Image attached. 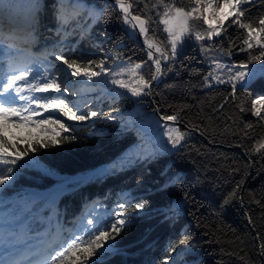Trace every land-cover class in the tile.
<instances>
[{
    "label": "trees",
    "instance_id": "16d2710c",
    "mask_svg": "<svg viewBox=\"0 0 264 264\" xmlns=\"http://www.w3.org/2000/svg\"><path fill=\"white\" fill-rule=\"evenodd\" d=\"M127 1L133 4V15L155 19V0ZM75 2L67 0L66 6L70 8ZM79 2L84 10L65 26L68 32L76 29L65 40L63 33L56 34L57 0H39L38 23L31 30L34 40H38L35 43L49 46L50 53H75L97 64L105 60V67L115 71L120 70L117 65L121 60L130 64L148 61L138 36L129 33V26L115 5L98 0ZM164 2L171 4L172 0ZM215 3L222 5L223 0ZM194 5L195 0H176L175 4L186 11ZM29 15L30 0H13L2 31L11 36L29 35ZM245 16H251L253 26H257L256 22L264 16V0H256ZM231 20L230 17L224 22L221 36L213 38L219 43L210 46L207 40L186 37L183 47L177 48L175 60L169 61L170 70L163 80L153 86L151 96L142 98L153 112L155 105L160 107V115L179 114L172 124L186 136L176 149L159 152L154 158L129 164L122 170L112 169L115 160L141 142L140 120L127 130L121 127L123 119L84 121L83 127L61 133L60 145L25 158L35 163L14 173L15 180L0 194V211L16 215L27 203L30 211L15 223L41 227L50 214L54 219L75 216L77 221L86 203L109 209L119 193L129 191L132 197L124 201L126 226L116 236V250L104 253L101 264H163L165 256H170V247L183 249L186 264H264L260 250L264 244V148H260L264 144V120L251 111L252 101L264 96V70L253 76L247 86L237 85L235 99L229 95V85L209 88L204 82V76L215 67L213 59L247 63L244 52L239 51L245 30L234 24L228 27ZM78 23L89 29L83 38L76 28ZM207 28L202 19L189 21L192 33ZM166 35L159 30L155 36L149 33L150 39L162 48L167 47ZM201 43L204 47L231 51V61L201 55ZM262 64L264 61H253L248 68H262ZM149 66L151 61L145 68ZM141 74H146L144 69ZM136 103L130 94H105L92 110L112 115L129 111L136 119ZM240 107L245 111L241 112ZM154 148L157 149L155 145ZM104 169L111 171L101 175ZM66 177L80 179L71 184L77 187L66 193L54 209L45 205L48 195L32 199L30 190L48 191ZM138 202L145 203L143 210L135 209ZM185 238L189 242L179 244Z\"/></svg>",
    "mask_w": 264,
    "mask_h": 264
},
{
    "label": "snow or ice",
    "instance_id": "6c2138e0",
    "mask_svg": "<svg viewBox=\"0 0 264 264\" xmlns=\"http://www.w3.org/2000/svg\"><path fill=\"white\" fill-rule=\"evenodd\" d=\"M57 2L58 27L56 34L59 36L63 33L66 40L75 33L76 29L68 32L65 30V26L71 20L77 19L85 6L79 0H76L70 8L66 6L67 0H57ZM255 2L256 0H223L221 5L216 4L215 0H195V5L186 11L184 7L175 6L176 0H172L171 4L165 3L164 0H155L153 3L155 19H153L152 17L142 18L140 14L133 15L132 3L115 0L122 13V20L129 26L127 29L129 33L134 36L142 35L144 38L146 55L148 61H151V66L147 68L145 65H148V61L130 64L121 60V64L117 65L120 70L115 71L110 67H105V60H101L97 64L95 61L86 60L83 56L77 57L75 53L66 54L62 51L59 54L45 52L41 56H34L14 45H7L6 67L0 70V194L6 191L10 183L15 180L14 173L16 171L35 163L34 160L25 159L29 157L30 153L60 145L62 139H58V137H61V133L74 130L71 125L65 122V119L72 122L98 119L117 121V117L110 112L103 113L92 110L93 100L87 98L69 100V93L77 97H84L86 92L92 90L90 85L102 83L105 88H108L110 95L114 93L115 96H128L130 94L131 97L142 102L143 97L152 95L153 82L158 81L166 71L170 70L168 62L175 60L177 48L178 46L183 47L186 37L189 40L194 38L195 41L200 42L207 40L210 42V46L219 43L213 38L221 36L224 22L230 17L232 20L228 27L234 24L245 30L243 47L239 51L244 52L247 63L241 61L239 64L230 62L221 65L218 59H213L212 63L215 68L204 76V82L205 86L209 88L213 82L229 85L231 88L229 95L235 99L237 84L239 83L241 87L247 86L246 78L251 81L255 75L254 71L252 76L249 75L248 63L264 61V16L259 18L255 27L251 16H245V12ZM201 3L204 4V12L211 13V15H203L200 12L199 5ZM12 7L13 0H0V33L3 30V21ZM145 7L147 8V5ZM40 10L39 0H30L27 28L32 41L35 37L32 36L31 30L38 23L37 13ZM193 19H202L208 28L204 32H190L189 21ZM217 20L219 26L216 24ZM160 25L163 27L160 28ZM76 28L81 32V38L89 30L88 27L79 23ZM157 30L167 34V47L162 48L150 39V31L155 36ZM224 30L226 31V29ZM10 38L13 37L10 36ZM200 47L204 49V44L201 43ZM49 55L61 62L59 68L49 61ZM227 56L231 61V51ZM116 59H120V57L117 56ZM142 69L146 74H141ZM222 72H226V74L222 75ZM126 73L130 77L129 82L122 78ZM73 78L76 79L73 80ZM225 102H227V98H225ZM223 106V104L220 105L221 108ZM86 108L87 111H85ZM240 111L244 112L245 109L240 107ZM251 111L254 116L264 120V96H259L252 101ZM154 112L159 113L160 107L157 106ZM44 113H49V115L45 116ZM178 115V113L162 114L159 119L149 123H154L158 129L161 121L175 122L178 120ZM37 117L40 118L37 119ZM131 126V121L121 123L123 130H127ZM32 128H38L43 133L50 132V134L47 135V139L39 135L34 136ZM25 129H29L26 135L24 134ZM159 136L160 139L155 143L159 145L171 144L175 148L185 139L186 133L181 132L177 127L164 124L163 131L159 133ZM67 139H74V137H67ZM260 148H264V144H261ZM159 151V148L153 150L146 145L138 144L118 162H114L112 169L120 168L122 170L129 164L154 158ZM19 161H24V163L19 164ZM110 171V169H104L101 175ZM2 203L0 200V206ZM145 206L143 202L134 205L137 210H143ZM118 209L114 211L113 222L110 224L103 217L87 220L88 227L83 229V234L80 236L73 232L69 237H64L59 226H57L55 234L49 228L42 234L43 238L39 244L32 243L34 238L30 235L32 231L30 227L21 226L19 232L10 227L20 220L24 213L30 211V205L24 203L16 215L0 211V264H66L70 258L68 254L75 257L72 264H101L100 258L104 253L116 250L114 244L116 236L120 234L127 223L125 205L119 204ZM38 236H40L39 233ZM188 242L185 238L181 239L179 244ZM98 249L100 250L99 254L97 253ZM260 250L264 253V244L260 245ZM175 251V247H170V253ZM80 254L83 255L82 261ZM94 256L96 258L90 260ZM163 264H168L167 256H165Z\"/></svg>",
    "mask_w": 264,
    "mask_h": 264
},
{
    "label": "rangeland",
    "instance_id": "374dc122",
    "mask_svg": "<svg viewBox=\"0 0 264 264\" xmlns=\"http://www.w3.org/2000/svg\"><path fill=\"white\" fill-rule=\"evenodd\" d=\"M72 2H75V0H72ZM201 6V12L203 15H211V13H205L204 12V4L201 3L200 4ZM216 22L219 23V21L217 20ZM2 35L0 34V37ZM6 37H9L6 35ZM2 40V41H1ZM0 48H2L3 46L5 45H14V46H26L27 44L25 43L24 40L20 39L17 40L16 38L15 39H11V38H6V39H1L0 38ZM38 42V40H37ZM28 47H30V51L34 53V56H41L44 54L43 51H38L39 53H37L36 51H34V46L32 47V45H29ZM48 47V46H46ZM23 48V47H22ZM1 50L0 49V54L1 53ZM200 53L201 55L203 56H206V55H210V56H220V57H223L225 59H228V56L227 54L229 53L228 51H223V50H216V49H213V48H210V47H204V49H201L200 48ZM229 60V59H228ZM49 61H51L53 64H56L57 65V68H59L61 62L59 61H56L54 59V57H50L49 58ZM222 62V61H221ZM215 68V67H214ZM213 68V69H214ZM213 69L211 71H213ZM249 70V75L252 76L253 75V71L255 72V75H257L259 72H262L264 70V68H258V69H255V68H251L249 67L248 68ZM222 75H225L226 72H222L221 73ZM125 75H127V77L124 78V80L126 82H129L130 81V77L129 75L126 73ZM254 75V76H255ZM76 78H74L73 80H75ZM246 82H248L247 78H246ZM214 85H219V84H216L215 82H213L212 86ZM237 85H240L239 83ZM91 87V91L89 92H86L85 93V97L87 99H91L93 100V103L91 104V109L93 107L94 104H96V101L100 100V98H102V96L105 94V90H101L102 87V83L101 84H92L90 85ZM109 94V93H108ZM111 95H114L115 94H111ZM76 97V99H75ZM74 98V99H73ZM82 97H77L73 94H70V96H68V99L70 100H77V99H81ZM134 98V97H133ZM137 100V98H134ZM85 111H87V108L85 109ZM134 111L136 112V114L138 115V118L136 117V119H134L135 117L133 115H130V112L129 111H123L121 113H117L115 114L114 116L117 117V121L119 122L120 120H124V122H129L131 121V125L132 126H136L137 122H138V119L140 120V124H141V129L142 131L139 132L138 131V135L140 138H142V140H147L150 136H155V140H154V145L156 148H159L160 149V153H165V152H168V151H173L174 149H176L177 147H173L171 144H163V145H159L157 143H155L156 140H159L160 139V136H159V133L161 131H163V126L164 124H168L169 126H172V127H177L179 128L178 126L172 124V123H165L163 121L160 122V128H156L155 127V124L152 123L150 124L149 122L150 121H155L159 118L156 117V114L153 112V110L147 108L146 106V102L142 101H138L137 100V103L135 104V109ZM45 116L49 115V113H44ZM40 117H37V119H39ZM65 122L69 125H71L73 128H81L83 127L84 123L83 122H72V121H67L65 119ZM116 122V121H114ZM121 122V121H120ZM122 123V122H121ZM180 129V128H179ZM29 129H25V135L27 134V131ZM15 131V129H14ZM32 133L34 136H41L42 138L44 139H47V135L50 134L49 133H43L41 129H38V128H32L31 129ZM181 131V130H180ZM182 132V131H181ZM149 135V136H148ZM164 139L166 140V137H164ZM182 142V141H181ZM75 179H78V177H74V178H70L69 180H75ZM59 189H57V191H64V190H67V188H69L68 184H66L65 182L60 185L58 187ZM57 191L56 193L53 195V198L56 197V194H57ZM31 192L34 194V197L32 199H36L38 198V196H41L40 193H37L36 191H32ZM132 197V194L129 193V191H125V192H121L117 195V197L115 198V201H114V204L109 208L107 209L106 207L102 206V205H97L95 204V206L93 205V207L89 208L90 207V204H86L84 205L83 207H85V210H84V215H83V218L80 220V222L78 223V226L76 228V231H75V234L77 236H80L83 234V229L88 227V225L86 224V221L89 220V219H92V220H96V219H99L101 217H103L107 223H112L113 222V213L114 211H117L119 210L118 209V205L123 203L124 204V201H126L127 199H130ZM125 211V210H124ZM4 212V211H3ZM6 214H9L7 212H5ZM51 218V215L48 217V219ZM21 226H26L25 224L23 223H20V224H13V225H10V227L19 232L20 231V228ZM61 226V224L59 225ZM29 227V226H27ZM46 227V226H45ZM31 228V227H30ZM61 228V227H60ZM42 229V228H41ZM63 230V229H62ZM44 230H40V233L43 232ZM37 233V232H35ZM67 237V236H66ZM183 249L180 247L178 248V250H176L175 252H171L170 253V256L168 258V264H186V260H185V257H184V254H183ZM100 250L98 249L97 250V253L99 254ZM69 255V259L66 261V264H72V260L75 259V257H71L70 254ZM96 257H91V259H95ZM83 260V255L81 254V261Z\"/></svg>",
    "mask_w": 264,
    "mask_h": 264
},
{
    "label": "bare ground",
    "instance_id": "6f19581e",
    "mask_svg": "<svg viewBox=\"0 0 264 264\" xmlns=\"http://www.w3.org/2000/svg\"><path fill=\"white\" fill-rule=\"evenodd\" d=\"M216 24L217 25H219V23L218 22H216ZM32 36H34V35H32ZM20 37H21V39L22 40H24L25 41V43L27 44L26 46H24L23 48H21L20 50H22V51H26V52H30L32 55H34V53L33 52H31L30 50H29V48H26V47H28L29 45H33L36 41L34 40V41H32V38H31V36L30 35H27V34H20ZM35 37V36H34ZM35 39H36V37H35ZM2 41V40H1ZM0 41V42H1ZM3 48V47H2ZM2 48H0V49H2ZM5 52V50H1V53H2V55H0V66H1V64L2 65H4V62H5V58H6V55H3V53ZM219 63L221 64V65H225V64H229L228 62H226V61H223V62H221V61H219ZM0 70H2L1 69V67H0ZM82 98H86L85 96L84 97H82ZM74 99V98H73ZM72 99V100H73ZM75 99H76V97H75ZM71 100V99H70ZM122 121V120H121ZM124 122V121H123ZM138 145V144H137ZM139 145H146V146H148V147H150L151 149H155L154 148V144H152L150 141H147V140H141V142L139 143ZM136 146V145H135ZM134 146V147H135ZM133 147V148H134ZM132 148V149H133ZM128 154V153H127ZM125 156V155H124ZM124 156H122V157H120L119 159H117V160H115V162H118L120 159H122ZM110 167V166H109ZM125 192V191H124ZM87 204V203H86ZM94 204H90V207L91 206H93ZM84 206V205H83ZM45 231H47V230H44L43 232H39V234H40V236H38V233H36V234H33V233H30V235L34 238L33 239V241H32V243H34V244H39L40 243V240L43 238V233L45 232ZM62 233H63V236L64 237H66V235H67V233L64 231V230H62ZM53 234H55V232L53 233Z\"/></svg>",
    "mask_w": 264,
    "mask_h": 264
},
{
    "label": "water",
    "instance_id": "95a60500",
    "mask_svg": "<svg viewBox=\"0 0 264 264\" xmlns=\"http://www.w3.org/2000/svg\"><path fill=\"white\" fill-rule=\"evenodd\" d=\"M98 1H101V2H107V3H112L113 5L116 6V8L119 9L118 5H116V3H115V0H98ZM125 3H130V2L127 1V0H125ZM132 9H133V8H132ZM132 9H131V11H132ZM138 40H139V43L141 44V46L145 49V48H146V45H145V43H144V38H143V36H142V35L138 36ZM157 55H158V54H157ZM168 63H169V62H168ZM163 78H164V75L161 76L160 79H159L158 81L153 82V86L159 84V83L163 80ZM153 107H154V109L156 108L155 105H153ZM156 113H157V112H156ZM157 115L160 117V114H159V113H157ZM163 122H165V123H174V122H172V121H163Z\"/></svg>",
    "mask_w": 264,
    "mask_h": 264
}]
</instances>
